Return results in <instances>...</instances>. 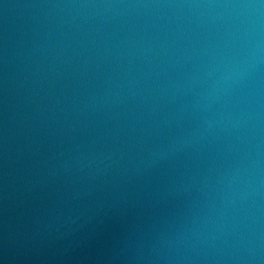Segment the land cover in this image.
<instances>
[{
    "label": "water",
    "instance_id": "water-1",
    "mask_svg": "<svg viewBox=\"0 0 264 264\" xmlns=\"http://www.w3.org/2000/svg\"><path fill=\"white\" fill-rule=\"evenodd\" d=\"M0 264H264V0H0Z\"/></svg>",
    "mask_w": 264,
    "mask_h": 264
}]
</instances>
